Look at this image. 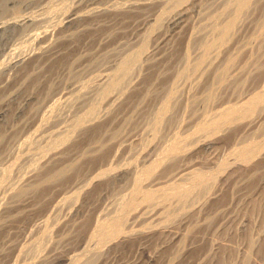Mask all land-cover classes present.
I'll use <instances>...</instances> for the list:
<instances>
[{
	"label": "bare ground",
	"instance_id": "1",
	"mask_svg": "<svg viewBox=\"0 0 264 264\" xmlns=\"http://www.w3.org/2000/svg\"><path fill=\"white\" fill-rule=\"evenodd\" d=\"M34 1L0 0L37 40L0 67L1 154L30 160L0 167V264H264V0H74L54 44Z\"/></svg>",
	"mask_w": 264,
	"mask_h": 264
},
{
	"label": "rangeland",
	"instance_id": "2",
	"mask_svg": "<svg viewBox=\"0 0 264 264\" xmlns=\"http://www.w3.org/2000/svg\"><path fill=\"white\" fill-rule=\"evenodd\" d=\"M72 1H74V0H35L34 2H32V3H30V4H26V5H24V6H21V9H20V11H19V13L20 14H22V15H28V16H34V17H37V18H41V19H39V20H41L39 23H38V25H35V26H31V30L29 31V32H33L34 30H37V29H41V28H43V27H45V28H47L48 29V32L50 33V34H52V35H50L49 34V43L51 42V43H56V42H58L59 41V35H58V33H57V30L56 29H54V25L56 24V23H59L60 22V20L63 18V15H61L63 12L61 11V9H63V11H64V13H67V12H69L71 9H72V7L75 5V1L74 2H72ZM88 0H82L80 3L81 4H85L86 2H87ZM89 2V1H88ZM217 2H218V0H217ZM217 2H215V3H217ZM74 3V4H73ZM214 3V5L212 6V8L214 9H217L218 8V5H220V4H215ZM219 3H221V2H219ZM33 4V5H32ZM72 5V6H71ZM27 6V7H26ZM54 6V7H53ZM58 7V8H57ZM64 7V8H63ZM66 8V9H65ZM65 9V10H64ZM70 9V10H69ZM198 12H197V11ZM17 10H14V12H16ZM61 11V12H60ZM66 11V12H65ZM194 12H192V14H191V18L193 17L196 21L198 20V18L200 17H198V15H199V13L201 14V13H203V12H201L202 11V9H201V11H200V9L197 7L196 9H194L193 10ZM204 11V10H203ZM12 12V11H11ZM59 12H60V15H59ZM17 13V12H16ZM63 13V14H64ZM198 13V14H197ZM10 11H9V13L7 12V13H5V15L7 16V17H9V16H12L13 15V12L10 14ZM194 14V15H193ZM204 14V13H203ZM9 15V16H8ZM51 18H50V17ZM203 16V15H202ZM5 17V16H4ZM6 17V18H7ZM198 17V18H197ZM50 18V19H49ZM202 18V17H201ZM201 18H199V19H201ZM46 19V20H45ZM193 19V20H194ZM50 22H49V21ZM42 22V23H41ZM39 24H41V25H39ZM51 25V26H50ZM38 28H37V27ZM36 27V28H35ZM158 28V26H155V27H150V29H149V32L151 33L150 35L152 36V38L154 37V36H156L157 34H158V32H159V30L157 29ZM34 28V29H33ZM50 28V29H49ZM166 28H167V26H166ZM152 30V31H151ZM52 32V33H51ZM152 32H153V35H152ZM155 32V33H154ZM10 32H3V34H1L0 35V67L1 68H3L2 66H4V64L7 62L6 61V59L8 58H10L15 52L17 53V50H18V47L20 48V46L22 45V47H21V49H22V51H24V50H26L25 52H28L27 50L29 49V50H32V48H35L36 46H37V40H29V37L26 35H24L23 36V34L20 36V38L19 37H16L18 34H16V36H15V34H11ZM14 38H13V37ZM19 36V35H18ZM28 39H27V38ZM23 39H24V41L25 42H27V43H25L24 41H23ZM28 40V41H27ZM58 40V41H57ZM19 43H18V42ZM148 41H150L149 43H148ZM17 42V43H16ZM146 47H148V45H149V47H150V43H152V41H151V39L150 40H147L146 41ZM16 44V46H14ZM21 44V45H20ZM24 45H26V46H28V47H24ZM31 45V46H30ZM34 45V46H33ZM15 48V49H14ZM17 48V49H16ZM27 48V49H26ZM21 49H19V50H21ZM24 49V50H23ZM115 52L113 51V53H112V55L114 54ZM109 56H111V54L109 55ZM2 62H4V64L1 66V64H2ZM82 65L83 64H79L78 65V69L79 68H82L81 70H83V68L86 66V64H84V66L82 67ZM109 66V65H108ZM88 68V69H87ZM87 68L85 67L84 68V72H83V75H82V79H85V80H87L86 78H88V76L90 75V77H92L93 75H94V73H96V71H92V70H90L89 69V67L87 66ZM8 71H6L5 70V72L3 73V71H0V78L2 79V77H5V78H7L9 81H11V80H14L15 79V76H16V73H17V71H16V69L15 68H13V69H7ZM84 73L87 75V76H85L84 75ZM93 73V74H92ZM2 74V75H1ZM89 74V75H88ZM84 76H85V78H84ZM14 78V79H13ZM0 79V80H1ZM71 80L72 79H67V80H65L64 81V83L60 86V88H63V87H66L70 82H71ZM111 88H107L106 90V92L108 93L109 92V90H110ZM112 90V89H111ZM106 93V94H107ZM112 93V91H110L108 94L110 95ZM61 103H63L61 106H60V108H59V106H57L56 107V111H55V113H54V117L52 118V120H50L51 122H54V120L55 121H57V123L55 122V123H51V124H58L59 122H66V121H69V119L72 117V115L75 113L74 111H76V109H78L79 108V105H75L76 107H72L69 103H67V104H65L64 102H61ZM60 102H58L57 104H61ZM25 101H23V102H21V106L20 107H24L25 106ZM67 105V106H66ZM71 106V107H69V106ZM58 109V110H57ZM65 110H67V111H65ZM20 111H21V108H20ZM72 111V112H71ZM17 117H18V119H17ZM19 118H21V119H19ZM23 118V119H22ZM57 118V119H56ZM67 118H68V120H67ZM16 120L13 122V124L14 125H17L18 123H21V122H24V120L25 119H27L26 117L24 118V116H23V113H18L17 115H16V118H15ZM18 120V121H17ZM19 120H20V122H19ZM59 120H61V121H59ZM0 121H1V119H0ZM26 122H28V121H30L29 119L28 120H25ZM19 142V141H18ZM20 143V142H19ZM19 143H15V145H13V147H14V149H13V147H12V149H11V151L12 152H14V153H12L11 151L9 152V153H3V154H1V150H0V167H2V168H5L6 166H8L9 164H11L13 161L14 162H18V163H15L14 164V162L12 163V164H14L13 166L15 167V168H13L14 170V172H13V174L15 173V170H17L16 172H20L21 170H25V168H26V166L28 167V162L30 161V160H28L27 159V164H26V158L24 157V153H25V151H24V145L22 144V142L19 144ZM22 144V145H21ZM1 149V148H0ZM15 150V151H14ZM17 152V153H16ZM21 154H20V153ZM16 153V154H15ZM10 155V156H9ZM3 156V157H2ZM10 158H9V157ZM19 157V158H16V159H13L14 157ZM6 157H8V158H6ZM6 158V159H5ZM20 158L22 159L23 158V160H20ZM8 159V160H7ZM19 159V160H18ZM6 160L9 162V161H12V162H6ZM16 160H18V161H16ZM30 163V162H29ZM5 164H8V165H5ZM11 164V165H12ZM18 164V165H17ZM22 164V165H21ZM17 166V167H16ZM24 166V167H23ZM27 169V168H26ZM1 171H3L2 169L0 170V172ZM3 173V172H2ZM2 173H0L1 175L0 176H2ZM18 173H15L14 174V177L16 178L15 179V181H14V177H13V175H12V177L11 178H9V180L7 181V183L6 184H8V185H12V184H16V180H19V179H21L20 178V176L21 175H18ZM16 175V176H15ZM19 177H18V176ZM17 177H18V179H17ZM13 178V179H12ZM13 182V183H10V182ZM19 183H20V181H19ZM2 190V189H1ZM1 190H0V197H1V199H3L2 201L3 202H6L7 200L6 199H9V197L8 196H3V191L1 192ZM6 194V193H5ZM4 194V195H5ZM4 197V198H3ZM2 202V203H3ZM6 204V203H5ZM1 211V210H0ZM55 232L56 231H54L53 232V235H54V238H53V240L55 241V239L57 240L58 238H59V236H58V234H57V232H56V234H55ZM56 236H58V237H56ZM56 237V238H55ZM54 241H53V243H54ZM17 262H18V259L16 260Z\"/></svg>",
	"mask_w": 264,
	"mask_h": 264
}]
</instances>
